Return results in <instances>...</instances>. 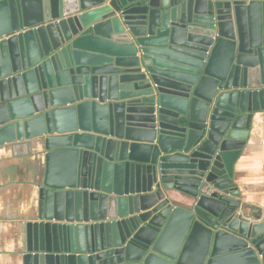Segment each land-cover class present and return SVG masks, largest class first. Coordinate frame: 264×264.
<instances>
[{
  "label": "water",
  "instance_id": "water-1",
  "mask_svg": "<svg viewBox=\"0 0 264 264\" xmlns=\"http://www.w3.org/2000/svg\"><path fill=\"white\" fill-rule=\"evenodd\" d=\"M260 111L264 0H0V147L43 164L21 264H264Z\"/></svg>",
  "mask_w": 264,
  "mask_h": 264
},
{
  "label": "crops",
  "instance_id": "crops-1",
  "mask_svg": "<svg viewBox=\"0 0 264 264\" xmlns=\"http://www.w3.org/2000/svg\"><path fill=\"white\" fill-rule=\"evenodd\" d=\"M32 154L22 145L0 147V264H21V226L37 210L43 164ZM232 180L248 214L264 210V111L252 116Z\"/></svg>",
  "mask_w": 264,
  "mask_h": 264
}]
</instances>
